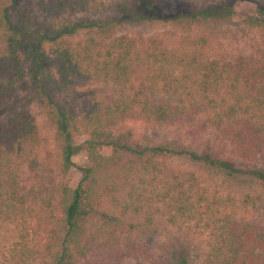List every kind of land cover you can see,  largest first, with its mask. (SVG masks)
<instances>
[{"label":"trees","instance_id":"1","mask_svg":"<svg viewBox=\"0 0 264 264\" xmlns=\"http://www.w3.org/2000/svg\"><path fill=\"white\" fill-rule=\"evenodd\" d=\"M108 1L36 0V14L19 0H0V226L14 234L11 259L80 264L87 219L108 195L118 212L103 213L108 223L144 217L145 225L126 222L148 229L161 216L174 228L157 256L149 243H131L136 264H264V228L249 219L248 197L222 199L194 172L161 160L185 158L264 184V169L254 164L264 155V49L209 56L205 36L188 35L185 46L170 48L114 31L124 16L153 19L159 10L162 19L167 4L177 25L228 20L238 10L230 3L185 12L173 0H117L120 15L90 17L105 11ZM248 13L240 15L243 22L264 30V4ZM99 84L113 93L102 94L93 86ZM80 88L85 91L68 95ZM34 104L54 125L60 175L74 167L78 151L86 152L89 164L79 167L76 182L50 176V188L25 186L21 167L42 138L30 111ZM193 116L215 140L229 143L233 155L222 157L212 146L143 144L114 131L126 119L158 128ZM234 159L248 166L235 167ZM56 199L59 227L45 238L34 228L55 216Z\"/></svg>","mask_w":264,"mask_h":264},{"label":"rangeland","instance_id":"2","mask_svg":"<svg viewBox=\"0 0 264 264\" xmlns=\"http://www.w3.org/2000/svg\"><path fill=\"white\" fill-rule=\"evenodd\" d=\"M20 3L26 4L30 7L32 13L37 14L36 0H19ZM117 0L108 1L107 9L97 16L104 19H111L114 16L120 15L117 9ZM176 7L181 11L190 12L197 11L203 7L210 5L233 4L238 10H235L236 16L228 20L222 19L219 21H211L207 23H194L193 25H177L170 21L169 4L166 5L165 14L161 19L160 11L156 10L153 13V19L146 14L143 17L133 19L129 17L122 18V22L116 25L114 31L116 34H125L134 37L138 42L144 43L149 38L156 39L159 43L173 48L185 46L184 38L188 35L197 37L205 36L206 46L204 47L209 56L218 53H253L254 49L260 47L264 49V30L248 26L243 22V16L249 14L256 6H263L264 0H173ZM76 17H79L77 15ZM167 19V21L165 20ZM95 89L102 91V94H112L113 88L110 85L99 84L93 85ZM93 86H86L87 89ZM77 91V92H76ZM74 93L69 92L72 96L75 93H82L83 88L77 89ZM32 115L35 117L39 132L41 135V143L34 148L27 159V162L21 167L22 177L27 188H39L49 186V177H55L56 183H70L76 182L80 178L79 167H84L89 164L86 152L78 151L73 157L74 167L70 172L60 175L57 171L56 160V138L54 132V125L47 118L45 111L38 105L34 104L30 109ZM201 118L193 116L184 123L164 126L152 127L145 121L139 118L126 119L119 123L114 131L116 133H123L130 137V139L143 144L156 143H181L197 151H203L206 146H212L214 152L222 150V157L229 158L232 156V146L219 139L215 140V132L209 127L207 130L202 129ZM221 155V152H219ZM167 166L174 169H186L192 171L198 177L202 186L209 192L216 193L222 199L228 196L234 197L236 200L242 202L245 197L247 200L248 217L253 222L264 228V184L252 175L238 174V176H231L227 173L210 169L204 164L195 163L185 158H162ZM254 164L264 169V155L257 159ZM233 165L240 169L248 166V162L244 160H233ZM49 194V193H48ZM56 195V194H55ZM56 197V196H55ZM102 203L96 208L86 222V232L82 239L84 243L83 256L80 264H136V259L133 253L129 251L131 243H149L151 246L150 252L154 255L160 251V245L171 238V234L167 233L168 229L174 230L167 226L163 218L156 217L154 227H141L140 229L132 228L129 222H138L143 225L146 224L144 217H139L137 220H125L118 225L107 222L106 216L103 213L117 214L118 212L112 209L108 195L102 197ZM58 199L53 200V208H55V216L51 219L46 216L42 219L43 225L35 227L36 233H41L43 237L49 238L53 236L55 229L59 227L58 223ZM152 224V225H153ZM14 234L10 227L8 229L0 226V264H17L9 255L8 248L12 243ZM196 242V241H195ZM142 254H140V261H143ZM157 256V255H156ZM138 259V260H139ZM147 261L145 264H150ZM27 264H40L39 258L33 257L28 260Z\"/></svg>","mask_w":264,"mask_h":264}]
</instances>
